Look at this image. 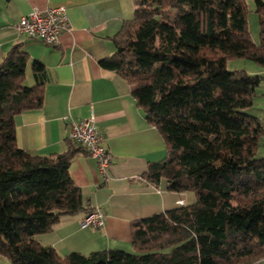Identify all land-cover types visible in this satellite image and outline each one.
Here are the masks:
<instances>
[{
  "label": "trees",
  "instance_id": "trees-1",
  "mask_svg": "<svg viewBox=\"0 0 264 264\" xmlns=\"http://www.w3.org/2000/svg\"><path fill=\"white\" fill-rule=\"evenodd\" d=\"M259 44L246 0H134V16L100 65L133 88L166 157L141 179L191 193L193 203L131 223V249L60 257L37 235L83 210L70 175L73 146L43 157L20 149L14 118L41 108L43 65L17 48L0 62V257L9 264H253L264 259V126L247 113L264 75L228 71V59L264 69V0H253ZM75 145V142L69 141Z\"/></svg>",
  "mask_w": 264,
  "mask_h": 264
},
{
  "label": "crops",
  "instance_id": "crops-1",
  "mask_svg": "<svg viewBox=\"0 0 264 264\" xmlns=\"http://www.w3.org/2000/svg\"><path fill=\"white\" fill-rule=\"evenodd\" d=\"M49 7H64L68 17V28L60 33L56 44L15 32V23L32 8ZM133 16L134 0H0V62L13 48L26 53L28 86L35 84L30 61L43 65L41 108L14 118L18 147L43 157L71 146L76 150L70 175L80 190L83 210L60 217L49 232L36 237L38 243L54 249L60 257L71 252L89 255L130 249L133 221L178 207V201L187 205L195 200L192 195L189 198L190 193L167 191L164 180L152 186L141 179L149 164L166 157L164 140L146 122L133 98L132 86L100 65L113 55L114 37ZM250 74L264 75V69L254 68ZM247 113L264 126V81L256 88ZM91 115L101 146L111 158L103 173L82 146L68 139L71 123ZM258 152L264 156V137ZM94 209L103 213V227L80 228L81 220ZM3 262L0 257V264ZM253 264H264V259Z\"/></svg>",
  "mask_w": 264,
  "mask_h": 264
},
{
  "label": "built area",
  "instance_id": "built-area-1",
  "mask_svg": "<svg viewBox=\"0 0 264 264\" xmlns=\"http://www.w3.org/2000/svg\"><path fill=\"white\" fill-rule=\"evenodd\" d=\"M68 17L64 7H49L44 10L32 8L29 13L21 17L14 25L18 35H26L43 43L53 45L58 42L59 35L68 28ZM68 139L82 146L87 155L96 161L98 170L104 172L110 162V155L101 146V136L94 125V117L70 125ZM178 205L184 203L178 201ZM104 225V215L99 209L90 211L80 222V228L99 229Z\"/></svg>",
  "mask_w": 264,
  "mask_h": 264
},
{
  "label": "rangeland",
  "instance_id": "rangeland-1",
  "mask_svg": "<svg viewBox=\"0 0 264 264\" xmlns=\"http://www.w3.org/2000/svg\"><path fill=\"white\" fill-rule=\"evenodd\" d=\"M246 8H247V27L248 32L250 35V38L252 42L257 45L259 44V21L257 18V15L254 12V4L253 0H246ZM254 68H258L254 63H252L249 60H243V59H228L226 62V69L228 71H240L243 70L247 72L248 74L252 73ZM191 195L193 197V194H189V198H191ZM195 201V200H194ZM193 201V202H194ZM126 252H132V249L125 250ZM5 263L3 264H9L8 261L3 258Z\"/></svg>",
  "mask_w": 264,
  "mask_h": 264
}]
</instances>
